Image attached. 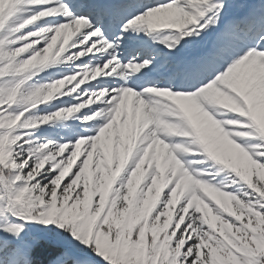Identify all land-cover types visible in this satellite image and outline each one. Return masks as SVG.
Returning <instances> with one entry per match:
<instances>
[{"label": "snow or ice", "instance_id": "obj_1", "mask_svg": "<svg viewBox=\"0 0 264 264\" xmlns=\"http://www.w3.org/2000/svg\"><path fill=\"white\" fill-rule=\"evenodd\" d=\"M0 264H264V0H0Z\"/></svg>", "mask_w": 264, "mask_h": 264}]
</instances>
